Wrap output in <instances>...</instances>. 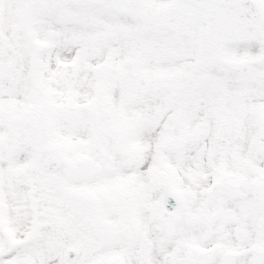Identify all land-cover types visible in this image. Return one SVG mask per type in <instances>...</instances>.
I'll return each instance as SVG.
<instances>
[{"label": "snow or ice", "instance_id": "1", "mask_svg": "<svg viewBox=\"0 0 264 264\" xmlns=\"http://www.w3.org/2000/svg\"><path fill=\"white\" fill-rule=\"evenodd\" d=\"M0 264H264V0H0Z\"/></svg>", "mask_w": 264, "mask_h": 264}]
</instances>
